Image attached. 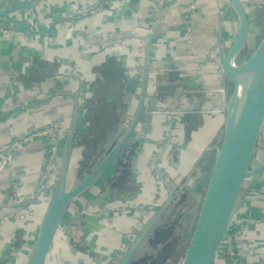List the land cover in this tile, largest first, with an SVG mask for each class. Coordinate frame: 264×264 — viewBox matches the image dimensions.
<instances>
[{
  "label": "crops",
  "instance_id": "crops-1",
  "mask_svg": "<svg viewBox=\"0 0 264 264\" xmlns=\"http://www.w3.org/2000/svg\"><path fill=\"white\" fill-rule=\"evenodd\" d=\"M13 16L36 31L61 22L33 34L0 20L9 29L0 28V264L27 263L78 100L92 93L107 67L122 69L132 83L128 112L136 110L147 59L149 90L175 93L168 101L177 112L143 114L126 148L130 171L123 183L111 188L102 181L80 197L67 215L77 235L56 241L57 255L67 244L75 261L105 263L163 201L157 169L174 183L198 167L197 175H210L231 93L221 56L236 35L237 14L228 0H38ZM251 19L249 39H259L252 11ZM57 124L60 147L53 153L49 128ZM79 145L72 151L73 174L82 158ZM85 208L81 222L73 212ZM239 211L253 219L235 235L230 258L221 252L213 264H264V173L244 184Z\"/></svg>",
  "mask_w": 264,
  "mask_h": 264
},
{
  "label": "water",
  "instance_id": "water-1",
  "mask_svg": "<svg viewBox=\"0 0 264 264\" xmlns=\"http://www.w3.org/2000/svg\"><path fill=\"white\" fill-rule=\"evenodd\" d=\"M37 1L29 0L17 4L12 0L7 1L6 6L0 7V20L24 26L33 34L53 31L61 20L54 21L46 30L36 31L25 20L13 16V12L25 9ZM248 3L247 0H228V6L237 14L238 27L234 39L224 44L220 62L222 73L231 85L224 135L220 145L215 146L214 163L181 264H213L223 241L229 234L232 218L239 210L244 184L264 173V154L257 165L253 164L264 129V34L251 54L244 61L236 63L238 54L249 41L253 25L251 7ZM149 73L150 63L147 59L138 106L124 134L74 187L68 188L71 147L79 113V102L77 103L76 115L64 145L60 178L52 185L54 193L41 220L35 245L26 264H48V253L70 202L111 168L133 138L143 114L169 111L168 100L175 93L150 91ZM157 171L167 185L169 195L159 211L137 234L118 264L132 263L150 233L160 222L163 211L173 200V188L160 170Z\"/></svg>",
  "mask_w": 264,
  "mask_h": 264
},
{
  "label": "flooded vegetation",
  "instance_id": "flooded-vegetation-1",
  "mask_svg": "<svg viewBox=\"0 0 264 264\" xmlns=\"http://www.w3.org/2000/svg\"><path fill=\"white\" fill-rule=\"evenodd\" d=\"M249 3V5L251 4V3H254V1H256V0H247ZM251 1V2H250ZM251 7V6H250ZM249 43V42H248ZM247 43V44H248ZM247 44L245 45V46H247ZM256 45H257V43H256ZM255 45V46H256ZM243 50V49H242ZM238 55H240V53L238 54ZM236 63H240L239 62V60H238V56H237V58H236ZM126 84L127 85H130L131 86V88L128 90L127 89V100H128V95H129V92L131 91V89H132V83H128L127 81H126ZM96 85V84H95ZM95 85L94 86H92L91 88H90V90L92 91V93L90 94V95H88V96H85V100H83L82 102L80 101V100H78V102H79V111H81L80 113H78V120H77V125H76V129H75V133H74V137H73V141H72V147H71V163H70V171H69V175H68V182H67V187L68 188H72V187H69V183H70V179H72L73 178V176H74V174H73V172H72V169H73V162H72V151H73V148H74V146H75V143L76 144H80L81 146H83V142H82V139H83V137H84V134L87 132V127H88V125H89V121H88V103H89V101L92 99V97H93V91H94V87H95ZM139 89H138V92H137V100H138V102H139V97H140V93H141V88H142V81H141V83H140V85H139ZM89 89V88H88ZM89 90V91H90ZM137 106H138V104H137ZM126 107H127V105H126ZM135 108H137V107H135ZM126 111H127V109H126ZM126 111H125V113H126ZM136 111V110H135ZM172 112H177L176 110H173V111H168L167 113H172ZM125 113H124V115H123V118H122V120H124L123 122H122V120H121V122H120V128H119V131H118V134H117V136H116V134H112V136L110 137V141L107 143V146H105V148H104V150H103V152L99 155V156H101L103 153H104V151H105V149L106 148H108V147H110V146H115L116 145V143L118 142V140L121 138V136L124 134V132H125V130L128 128V126H129V124H130V122H131V120H132V117H130V118H128V120L129 121H127L126 119L127 118H125ZM135 113V112H134ZM79 114H80V116H79ZM134 115V114H133ZM133 115H131V116H133ZM126 122L128 123V124H126ZM124 125H126V127H124ZM60 128H61V126L60 125H53L52 127H50L49 129V132H50V135H51V143H52V151H53V153L54 152H56V151H58V149H59V147H60ZM118 135L120 136L119 137V139L117 140V142H115V140L117 139V137H118ZM114 137V139H112ZM115 142V143H114ZM64 145H65V142L63 143V145H61V149H62V154H63V159H64ZM80 145H79V147H80ZM108 145H110V146H108ZM84 147V146H83ZM112 147V148H113ZM111 148V149H112ZM126 148H127V146L125 147V149L122 151V153H121V155L116 159V161H115V163L111 166V168L106 172L107 174H109V175H106V173L103 175V176H101L92 186H90L86 191H84L82 194H80V195H78L77 197H75L71 202H70V204H69V206H68V208H67V210H66V212H65V214H64V219H63V221L60 223V226H59V228H58V232H57V234H56V237H55V240H54V243L52 244V247H51V249H50V251H49V253H48V256H47V263L48 264H83L82 262H80V261H75L76 259V256L74 255V257H70L69 255H67V251H68V247H67V244L61 249L62 250V255H57L56 254V252H55V249H56V241L59 239V238H62L65 242L66 241H70V240H72L71 239V237H73V236H75V235H77V232H78V230H77V228H76V226L73 224V222H71L69 219H68V217H67V215H68V212L69 211H71V209H73V205H76V203L78 202V200H79V198L80 197H82V196H84V194L85 193H87L89 190H91L93 187H95L97 184H103V183H101L102 181H104V182H106V180L108 181V183H107V185L109 186V187H111V188H113V187H117L118 185H119V183H123V178L126 176L127 177V174H128V172L130 171V168H129V158L130 157H128V156H126ZM110 151V150H109ZM108 151V152H109ZM82 152H83V154H82ZM107 152V153H108ZM106 153V154H107ZM61 154V155H62ZM80 154H82V158L80 159V161H79V166H80V163L83 161V159H84V156L86 155V151H85V147L82 149V151H81V153ZM105 154V155H106ZM104 155V156H105ZM103 156V157H104ZM260 156V155H259ZM102 157V158H103ZM261 157H262V155L260 156V157H258V156H256L255 157V159H258L259 158V160H258V163L260 162V160H261ZM61 158V157H60ZM101 158V159H102ZM101 159H99V161L101 160ZM124 161V164H126L125 165V167H126V169H125V171H124V175H120V174H118V170H117V167H118V163H121V162H123ZM125 160H126V162H125ZM98 160H97V162L96 163H98L99 162ZM95 163V164H96ZM253 163H254V160H253ZM95 164L94 165H91L90 166V168L89 169H87V171L89 172L94 166H95ZM62 165H63V162H62ZM78 166V167H79ZM77 169V168H76ZM113 169H114V171H113ZM87 172V173H88ZM112 172H113V174H112ZM86 173V174H87ZM61 174V172H58V175H60ZM73 174V175H72ZM85 174V175H86ZM58 175H57V177H56V180H57V178H58ZM84 175V176H85ZM83 176V177H84ZM82 177V178H83ZM102 179V181H100ZM100 181V182H99ZM56 182V181H55ZM54 182V183H55ZM53 183V184H54ZM163 183V182H162ZM164 184V183H163ZM168 184L173 188V190H174V195H173V200L171 201V203L167 206V208H169V206H172V204H173V202H174V200H175V198L177 197V191H176V187H175V183L174 182H168ZM166 184H164V185H162L163 187H164V189H165V191H166V193L164 194V197H163V201L162 202H160V204L157 206V208H154V209H150L149 210V213H148V217H147V219L146 220H143V222L142 221H140V223L138 224V226L136 227V229H134L133 231H132V233H130V237H128V239H130V241L128 242L127 240H125L124 241V243H122V245L120 246V248L118 249V251H117V253H115V259H108L105 263L103 262L102 264H118L119 263V261H120V259L122 258V256L124 255V253L127 251V249L129 248V246L131 245V243L134 241V239L136 238V236H137V234H138V230L139 229H141L142 230V228L150 221V219L159 211V209L161 208V206L164 204V202L166 201V199H167V197H168V187H167V185L165 186ZM74 187V186H73ZM52 188V186L50 187V189ZM53 189V193H54V188H52ZM199 191V190H198ZM194 192V191H193ZM53 195V194H52ZM52 195H51V197H52ZM179 196H183V194H181V195H179ZM178 196V197H179ZM189 196H191V195H189ZM177 197V198H178ZM188 197V196H187ZM51 199V198H50ZM177 205H178V207H181V205H180V203H176ZM85 210H86V208L85 209H81V210H79V211H74L73 212V214H74V216H75V218H77V219H79V221H81L82 222V216L83 215H81L82 214V212L84 213L85 212ZM73 211V210H72ZM180 214V210L178 209V208H175L174 209V211H173V214L172 215H174V216H178ZM183 214V213H182ZM81 215V216H80ZM173 216V217H174ZM182 216V215H181ZM160 227V225H156V227H155V229L150 233V235L148 236V238L146 239V241H145V243L144 244H146V242L147 243H151V247L152 248H156V244H158V242H160L161 241V238H160V236H159V238L156 236L157 235V233H156V230H157V228H159ZM164 227L163 226H161L160 227V230L161 229H163ZM161 232V231H160ZM156 233V234H155ZM160 235V234H159ZM157 237V238H156ZM36 238H37V236H36ZM35 241H36V239H35ZM154 241L156 242V244H154ZM34 245H35V243H34ZM158 246V245H157ZM34 247V246H33ZM143 247H144V245H143ZM142 247V248H143ZM142 248L140 249V251L142 250ZM152 248H151V251L149 250H146V251H144L145 253L144 254H140V251L138 252V254H137V256H136V258L132 261V263L131 264H149V260H150V258L152 257ZM33 250V249H32ZM142 253V252H141ZM63 256V257H62ZM81 256V255H80ZM84 264H86L85 262H84Z\"/></svg>",
  "mask_w": 264,
  "mask_h": 264
},
{
  "label": "rangeland",
  "instance_id": "rangeland-1",
  "mask_svg": "<svg viewBox=\"0 0 264 264\" xmlns=\"http://www.w3.org/2000/svg\"><path fill=\"white\" fill-rule=\"evenodd\" d=\"M250 6H251L252 14L254 15L256 21L258 22L259 34L261 33V36L259 35L260 36L259 39L250 37L249 43L247 44V46L243 48V50L240 52V55H238L239 62L244 61L251 54V52L255 48L256 43L259 42V40L262 38L264 34V0H256L254 1V3H251ZM133 114L134 111L132 112V108L131 111L129 112L126 111L125 113V117H127L126 120L129 121L128 117H132L131 115ZM128 123L126 122V124ZM124 127H126V125H124ZM119 137H117L115 142H117ZM262 144H264V129L261 133V138L258 143V148L256 150L257 154L259 155L264 154V148H262L263 147ZM112 147L113 146L106 148L101 156L93 157L89 165L90 166L94 165L97 162V160L99 161V159H101L109 150H111ZM126 156H128L127 153ZM60 162L61 163L59 165L60 166L59 172H61V168H62L63 154L61 155ZM201 164L202 162L200 161L199 165ZM253 164L254 165L258 164L256 159H254ZM117 165H118L117 167L118 174L124 175V171L126 169L125 167L126 164H124V161L118 163ZM87 169L88 166L84 165L83 168L82 166L81 167L79 166L75 170L73 178L70 179L69 187L75 186L82 179V177L88 172ZM199 170H200L199 167L196 168L192 175H188L186 179H183L182 181L180 180L178 183L174 184L177 191V197L181 194H183V196H179L178 198L177 197L175 198L172 206H169V208H166L163 211L160 218V222L158 223L160 227L161 226L164 227L161 230V232H163V235L165 236V238L168 239V241H166L165 244H161V242H158V244H156V248H152L151 243L146 242V244H144V247L140 251V254H144L145 253L144 251L146 250L151 251L152 248L153 255L149 260V264H181V261L185 255L186 249L189 244V240L191 238L196 223L200 202L202 200L210 176V175H197V172H199ZM210 173H211V169L209 170V174ZM106 175L109 174L106 173ZM59 178L60 175H58L56 182L59 180ZM100 181H102V179ZM106 183H108L107 180ZM202 184H203V188L201 189ZM176 203H180L181 207H178ZM175 208H178L180 210V214L178 216L172 215ZM140 231L141 229H139L137 232L139 233ZM123 238L124 236L122 234V240ZM126 240L128 242L130 241V239H126ZM34 243L35 241L33 242V246Z\"/></svg>",
  "mask_w": 264,
  "mask_h": 264
},
{
  "label": "trees",
  "instance_id": "trees-1",
  "mask_svg": "<svg viewBox=\"0 0 264 264\" xmlns=\"http://www.w3.org/2000/svg\"><path fill=\"white\" fill-rule=\"evenodd\" d=\"M130 88L131 86L126 84L123 70L112 65L107 67L102 80L96 83L93 97L87 106L89 125L82 139L86 155L83 162L80 163V167L83 168L85 165L89 169V163L93 157L99 156L103 152L105 146L111 140L112 134H118L120 122L127 109L126 92ZM161 230L160 227L157 228L156 236L158 238L160 236L161 244H165L168 239L165 238L163 232H160ZM156 242L154 241V244ZM227 257L230 258L226 255Z\"/></svg>",
  "mask_w": 264,
  "mask_h": 264
},
{
  "label": "built area",
  "instance_id": "built-area-1",
  "mask_svg": "<svg viewBox=\"0 0 264 264\" xmlns=\"http://www.w3.org/2000/svg\"><path fill=\"white\" fill-rule=\"evenodd\" d=\"M0 28L5 31L9 30L2 25H0ZM252 219L253 218L250 214L241 213L238 210V212L232 218L229 234L223 241L219 253L222 252L225 255H232L234 253L236 249V243L234 241L236 237L235 235L241 228L245 227L248 223H250Z\"/></svg>",
  "mask_w": 264,
  "mask_h": 264
}]
</instances>
